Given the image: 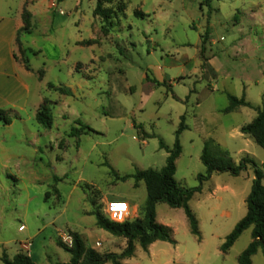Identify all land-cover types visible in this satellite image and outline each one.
Returning a JSON list of instances; mask_svg holds the SVG:
<instances>
[{"label": "rangeland", "instance_id": "1", "mask_svg": "<svg viewBox=\"0 0 264 264\" xmlns=\"http://www.w3.org/2000/svg\"><path fill=\"white\" fill-rule=\"evenodd\" d=\"M95 3L0 0V17H20L23 51L14 42V53L20 67L28 58L30 68L21 72L29 86L21 95L8 64L0 66V108L11 117L9 124L0 121V256L24 252L37 264L65 263L70 254L59 242L70 246L72 232L100 253H120L126 240L99 228L95 214L113 220L109 203L129 199L127 219L142 216L144 182L119 177L163 167L168 152L159 140L172 148L181 115L187 128L175 161L180 186L200 184L207 138L236 163L243 156L264 163V148L240 131L255 117L254 107L264 106V0H103L111 11L106 31ZM23 9L31 14L29 32L20 29ZM227 94H244L252 106L226 111ZM44 99L53 105L51 128L34 117ZM76 119L92 130L70 136ZM253 178L247 167L202 181L189 201L200 238L190 233L182 208L157 203L155 219L175 243L156 240L143 249L135 242L121 263L238 264L250 228L227 251L221 245L245 214ZM252 264H264L261 249Z\"/></svg>", "mask_w": 264, "mask_h": 264}, {"label": "trees", "instance_id": "2", "mask_svg": "<svg viewBox=\"0 0 264 264\" xmlns=\"http://www.w3.org/2000/svg\"><path fill=\"white\" fill-rule=\"evenodd\" d=\"M210 1L211 0H203V3L209 5ZM94 14L100 16L103 21L102 30L106 31V26L110 24L109 20L111 18V11L103 7V0H96ZM135 14L137 16H144V13L141 11H136ZM30 16V12L27 9H23L21 13V30L29 32L31 26ZM15 42L18 45V48L23 51V49H21L22 44L19 33L16 34ZM85 44H91V42L86 41ZM13 56L17 61L18 58L15 53H13ZM24 67L27 70L30 69L28 58H25ZM42 76L43 70L39 71V77ZM145 78L146 80H149L147 75ZM47 86L54 88L62 94H72L71 90L64 86H55L51 82H48ZM227 99L228 104L225 107L226 111H234L240 106H252L251 103L245 99L244 94L241 97L227 94ZM52 109L53 105L50 100L44 99L34 114L36 122L45 128H51L53 125ZM254 109L256 111L255 117L250 122L242 125L240 131L243 134L251 136L257 145L264 148V106H256ZM0 121L4 124H9L11 122L9 112L4 108H0ZM74 124H77L79 127L73 125L70 129V136H77L80 135L81 132L86 133V130H92L90 126L79 119L74 120ZM186 128L184 116L181 115L179 125L174 132L175 136L172 148H168L161 139L159 140V146L165 148L168 152L165 164L159 170L152 168L139 169L132 174L119 177V179L122 180L132 177L135 184H137L138 181L144 182L146 199L141 208V217L116 222L98 213L95 214L96 225L99 228L106 230L118 238L121 237L126 240L124 249L120 253H100L94 248L86 246L79 233L72 232V244L70 246L59 242V245L70 254L69 261L53 264H104L108 261L112 262V264H123L120 259L131 257L133 255L135 242L139 243L143 249H146L150 243L156 240L175 243L170 228L157 222L155 219V207L159 202H164L170 207L182 208L190 233L197 238H200L198 220L189 205L190 199L195 193L201 191L202 181L208 179L212 173L229 172L232 175H238L247 167L253 169L254 178L252 180L250 191L245 199L246 211L234 225L233 229L226 235L225 240L221 245V250L224 252L227 251L241 233L250 228L251 241L238 255L237 263L252 264V256L258 251V249H261L262 255L264 256V185L261 183V180L264 177V163L262 167H259L257 163L248 156L241 157L236 163L227 149L220 146V144H218L213 138H207L203 142L200 154V161L206 169L205 175H198L200 182L198 186L182 187L176 181L174 174L176 171L175 161L181 152L179 136ZM142 135L149 137V135L144 132H142ZM0 260L3 264H37L29 254L24 252H17L11 258L5 253H2Z\"/></svg>", "mask_w": 264, "mask_h": 264}, {"label": "crops", "instance_id": "3", "mask_svg": "<svg viewBox=\"0 0 264 264\" xmlns=\"http://www.w3.org/2000/svg\"><path fill=\"white\" fill-rule=\"evenodd\" d=\"M21 25L19 15L16 17H0V66L8 64L10 68V82L16 84L17 90L21 91V95L29 93L28 84L21 78V72L27 73L28 71L17 63L14 59V42L16 38V32ZM20 73V75L18 74ZM21 76V77H20ZM14 86H12V89ZM16 98V97H15ZM13 101V100H10ZM129 205L132 201L127 199Z\"/></svg>", "mask_w": 264, "mask_h": 264}, {"label": "built area", "instance_id": "4", "mask_svg": "<svg viewBox=\"0 0 264 264\" xmlns=\"http://www.w3.org/2000/svg\"><path fill=\"white\" fill-rule=\"evenodd\" d=\"M108 212L111 218L117 222H122L127 219L129 213V206L126 201L118 200L112 201L108 205ZM70 239L69 236L65 235L64 239ZM71 241V240H70ZM28 244H24V248H28Z\"/></svg>", "mask_w": 264, "mask_h": 264}]
</instances>
